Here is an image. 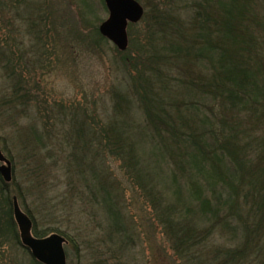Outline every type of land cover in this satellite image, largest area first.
<instances>
[{
	"label": "rangeland",
	"instance_id": "rangeland-1",
	"mask_svg": "<svg viewBox=\"0 0 264 264\" xmlns=\"http://www.w3.org/2000/svg\"><path fill=\"white\" fill-rule=\"evenodd\" d=\"M163 1L137 0L144 14L128 30L135 42L129 36L120 52L95 33L107 18L101 0H0V151L11 161L8 193L17 195L37 232L66 236V264H222L239 242L218 227L191 249L171 227L199 230L203 221L186 214L160 218L148 189L161 193L164 208L173 204L172 168L151 140L131 134L139 142L134 159L141 173L134 185L127 177L134 171L126 176L119 157L96 144L109 124L123 129L127 117L134 131L145 125L132 90V60ZM179 1L181 12L190 10ZM248 8L264 38V1ZM187 176L177 174L181 186ZM1 219L7 229L8 219ZM13 233L16 225L0 241V264H32ZM252 258L247 264H257Z\"/></svg>",
	"mask_w": 264,
	"mask_h": 264
},
{
	"label": "trees",
	"instance_id": "trees-1",
	"mask_svg": "<svg viewBox=\"0 0 264 264\" xmlns=\"http://www.w3.org/2000/svg\"><path fill=\"white\" fill-rule=\"evenodd\" d=\"M251 1L184 0V8H191L181 12L179 0H164L132 60V90L145 125L134 131L126 116L119 126L123 129L109 124L107 134L99 131L103 143L96 141L103 151L119 157L126 176L134 171L127 176L134 185L141 173L134 159L139 142L131 134L151 140L153 150L171 165L175 200L164 208L161 193L150 194L153 190L148 189L151 206L158 205L162 220L186 214L203 221L206 226L199 230L171 227L186 235L188 248L204 244L218 227L238 237L222 264H247L251 257L264 264V38L257 15L248 8ZM101 4L105 9L103 0ZM95 33L100 36L96 27ZM129 38L134 44L131 32L128 44ZM127 108L119 112L129 115ZM185 173L181 186L177 174ZM8 192L9 184L0 177V241L15 230ZM2 216L8 219L7 229ZM33 227L36 238L53 234ZM13 237L21 246L18 235ZM31 262L39 264L33 258Z\"/></svg>",
	"mask_w": 264,
	"mask_h": 264
},
{
	"label": "water",
	"instance_id": "water-1",
	"mask_svg": "<svg viewBox=\"0 0 264 264\" xmlns=\"http://www.w3.org/2000/svg\"><path fill=\"white\" fill-rule=\"evenodd\" d=\"M109 12L108 18L99 26V33L111 41L120 51L127 47L126 27L129 23H137L142 15V7L134 0H104ZM0 176L5 183H10L11 163L0 151ZM12 214L17 225L21 245L41 264H66L63 237L52 234L45 238H34L31 234L32 222L12 199Z\"/></svg>",
	"mask_w": 264,
	"mask_h": 264
}]
</instances>
